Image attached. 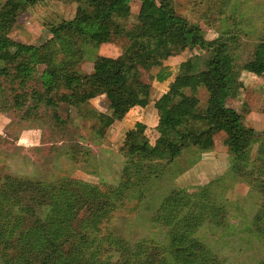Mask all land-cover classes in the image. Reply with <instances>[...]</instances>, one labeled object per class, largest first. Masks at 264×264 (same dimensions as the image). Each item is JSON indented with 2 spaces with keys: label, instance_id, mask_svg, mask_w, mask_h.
Wrapping results in <instances>:
<instances>
[{
  "label": "trees",
  "instance_id": "trees-1",
  "mask_svg": "<svg viewBox=\"0 0 264 264\" xmlns=\"http://www.w3.org/2000/svg\"><path fill=\"white\" fill-rule=\"evenodd\" d=\"M37 1L23 2L31 6ZM70 1L77 4L74 16L48 26L53 38L75 33L96 46L123 38V52L107 58L91 74L59 68L53 65L50 49L8 36L15 16L8 2L0 4V78L8 84L9 94L4 106L22 110L21 120L37 117L40 106H84L92 96L84 92L86 87L97 86L106 95L110 115L94 109L88 112L101 124L109 118L121 121L131 108L149 104L151 80H143L141 69L161 65L192 48L203 49L208 55L203 58L195 54L180 62L167 91L153 101V128L158 132L154 146H149L146 139L138 143L133 131H127L124 156L136 160L139 167L133 183L135 191L128 186L105 190L64 179L54 182L47 191L36 192L25 204L15 194L0 201V264H208L211 253L196 233L207 219L218 223L211 215L216 205L205 186L194 192L171 190L161 199L152 220L170 229L171 243L165 251L143 239L129 242L109 233L100 239L101 257L87 259L85 248L73 238L77 230L89 236L97 234L99 226L118 207L121 193L126 199L135 196L141 201V184L155 177L160 167L155 161L170 163L187 148L208 150L213 147L214 133L224 132L228 151L236 160L248 161L246 144L254 129L245 128L241 115L225 107L226 100L236 96L233 62L226 44L219 38L206 40L198 25L175 10L174 0H138L134 22L129 21L133 0ZM40 65L43 69L37 75ZM162 70L155 78L159 82L169 77ZM261 73L264 75V68ZM37 76L40 89L27 91L28 83ZM201 89L207 93L202 109L198 98ZM135 127L140 132L146 128L141 123ZM0 180L7 184L6 178ZM252 227L263 234L264 204L254 215ZM11 232L18 233L14 241L9 238ZM259 264H264V258Z\"/></svg>",
  "mask_w": 264,
  "mask_h": 264
},
{
  "label": "rangeland",
  "instance_id": "rangeland-1",
  "mask_svg": "<svg viewBox=\"0 0 264 264\" xmlns=\"http://www.w3.org/2000/svg\"><path fill=\"white\" fill-rule=\"evenodd\" d=\"M23 1L0 0V4H10L15 16L8 36L21 43L50 49L54 53L53 65L91 74L107 58L122 54L123 38L96 46L75 33L58 38L49 34V25L74 16L76 3L38 0L29 6ZM138 6V1L133 0L130 22L135 21ZM174 6L180 15L200 27L206 40L219 38L226 44L233 62L236 88L233 94L236 96L228 98L225 107L239 113L242 125L251 129L247 114L253 110L263 112L264 104V75L261 73L264 68V0H174ZM195 54L203 58L208 55L203 49L192 48L176 61L165 60L161 65L141 69L143 80H151L149 108H153L152 102L158 96L152 91V84L168 88L167 83L177 73V61ZM42 69L43 66H38L36 74ZM161 70L169 77L159 82L155 78ZM0 79L3 91L0 90V178L7 181L4 186L5 181L0 180V201L15 194L25 204L36 192L47 191L54 182L64 179L80 180L105 190L125 186L136 190L133 183L139 167L136 160L124 156L125 139L127 131L132 130L138 143L146 139L149 146H154L158 137V132L153 130L154 108L144 119L141 110L129 115L132 121L140 117L141 122L137 123L147 124L142 132L135 127L136 123L129 129L112 118L101 124L88 111L94 109L110 115L106 95L101 88L88 86L84 92L92 96L86 105L75 107L59 103L47 109L40 106L37 117L21 120L22 110L4 106L9 96L8 84ZM31 88L40 89L38 76L28 83L27 91ZM198 98L202 109L207 93L201 89ZM263 134L264 130H254L247 139V162L236 160L228 151L227 135L222 131L213 134V147L208 150L187 148L170 163L155 161L160 167L155 177L141 184L142 200L138 201L135 196L126 199L120 192L118 207L99 226V232L89 236L77 230L74 242L85 248L87 259L101 257L100 239L109 233L129 242L143 239L165 251L171 243L170 229L152 220L161 199L171 190L194 192L205 186L209 187L210 200L216 205L211 215L218 223L207 219L196 233L211 253L208 264H259L264 258V231L257 233L252 219L264 204ZM220 209L222 213L217 212ZM17 237V232L9 234L12 241Z\"/></svg>",
  "mask_w": 264,
  "mask_h": 264
},
{
  "label": "crops",
  "instance_id": "crops-1",
  "mask_svg": "<svg viewBox=\"0 0 264 264\" xmlns=\"http://www.w3.org/2000/svg\"><path fill=\"white\" fill-rule=\"evenodd\" d=\"M138 1V0H137ZM139 3V2H138ZM139 7V6H138ZM138 12V10H137ZM132 13V12H131ZM136 15V13H135ZM182 54V53H181ZM178 55L176 57H170L168 58L167 60H170V59H174L175 61L178 60V57H182V55ZM187 58V57H186ZM186 58H183V59H180L179 61H177V69H178V65L180 62L184 61ZM176 75V74H175ZM174 75V76H175ZM173 76V78H174ZM173 78L167 83V85H169V83L173 80ZM167 86H163L158 84V86H154V84H152V91L154 92H157L158 96L161 95L162 93L166 92L167 91ZM157 96V97H158ZM156 97V98H157ZM237 98V97H236ZM153 103V102H152ZM261 108V107H259ZM139 109V110H138ZM132 108L131 110H129V112L126 114V116L121 120V121H118L119 124L121 125H125L126 127H128L129 129H132L134 124L137 123V122H141L139 121L138 119H140V117L136 119H134V121H132V119L129 117V115H131L133 112H139L140 110L143 111V115H141L144 119V115L146 114H150L149 112L153 110V108H149L148 106L146 108ZM263 111V110H261ZM141 120V119H140ZM154 120V119H153ZM246 121H248V125L251 126L252 129H254L255 131H260V130H264V114L263 112H258L256 110H253L251 111L250 113L247 114V117H246ZM156 122V121H155ZM154 123V122H153ZM141 124H144L145 126H147V124L144 122V123H141ZM155 125V123H154ZM153 125V126H154ZM154 130V129H153ZM263 136V142H264V134L262 135Z\"/></svg>",
  "mask_w": 264,
  "mask_h": 264
}]
</instances>
